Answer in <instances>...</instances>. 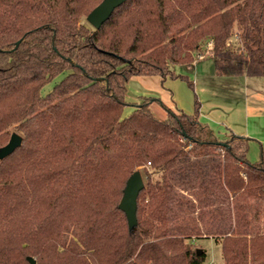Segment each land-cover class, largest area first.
Masks as SVG:
<instances>
[{"label": "trees", "instance_id": "16d2710c", "mask_svg": "<svg viewBox=\"0 0 264 264\" xmlns=\"http://www.w3.org/2000/svg\"><path fill=\"white\" fill-rule=\"evenodd\" d=\"M101 1L0 0V146L23 137L0 159V264H199V238L224 264H264V154L219 138L197 97L192 114L127 100L134 75L193 88L175 66L207 52L217 75L264 77V0H127L96 29Z\"/></svg>", "mask_w": 264, "mask_h": 264}, {"label": "rangeland", "instance_id": "374dc122", "mask_svg": "<svg viewBox=\"0 0 264 264\" xmlns=\"http://www.w3.org/2000/svg\"><path fill=\"white\" fill-rule=\"evenodd\" d=\"M210 47L207 42L204 48ZM197 59L191 72L183 71L180 65L175 66L178 73L187 74L194 83L191 88L186 80L185 86L192 90L201 102L200 121L208 124L219 138H227L233 133L250 138L247 142V158L255 163L264 154V77L263 76H220L215 72L214 59L211 54ZM199 64H197V62ZM183 71V72H182ZM63 74L48 83L44 92L51 89ZM180 79V78H175ZM153 112L162 117L160 105L155 103ZM130 106L125 109V113ZM10 132L16 131L13 127ZM195 246L201 248L206 255L199 264H224L221 243L213 238H199Z\"/></svg>", "mask_w": 264, "mask_h": 264}, {"label": "crops", "instance_id": "0c3cea01", "mask_svg": "<svg viewBox=\"0 0 264 264\" xmlns=\"http://www.w3.org/2000/svg\"><path fill=\"white\" fill-rule=\"evenodd\" d=\"M195 63L191 68L183 67V71L191 72ZM214 72L215 70H213L212 74ZM184 83L181 79L171 77L163 79L160 75H134L128 83L127 100L130 102H140L143 97H158L174 112L178 113L180 110H183L192 114L194 113V95L192 90L187 88ZM155 103L157 102L151 103L152 109L156 105ZM160 107L162 108L160 109L162 114H164L166 112L165 109L162 106ZM130 111L131 107L126 114Z\"/></svg>", "mask_w": 264, "mask_h": 264}, {"label": "water", "instance_id": "95a60500", "mask_svg": "<svg viewBox=\"0 0 264 264\" xmlns=\"http://www.w3.org/2000/svg\"><path fill=\"white\" fill-rule=\"evenodd\" d=\"M127 0H102L95 6L86 16V20L94 28L99 29L113 14L116 8L124 4ZM20 42L18 41L16 47ZM23 137L12 132L9 141L0 146V159L11 155L18 147L21 146ZM144 187V180L140 171H135L128 179L124 194L120 201V207L127 215L130 224L137 222V201L141 190ZM197 253L203 252L201 248H197ZM32 264H36L33 257L28 258Z\"/></svg>", "mask_w": 264, "mask_h": 264}, {"label": "built area", "instance_id": "2783aa9c", "mask_svg": "<svg viewBox=\"0 0 264 264\" xmlns=\"http://www.w3.org/2000/svg\"><path fill=\"white\" fill-rule=\"evenodd\" d=\"M210 45H211V43H210Z\"/></svg>", "mask_w": 264, "mask_h": 264}]
</instances>
